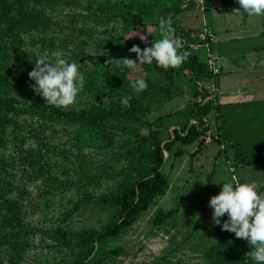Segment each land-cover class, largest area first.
Returning a JSON list of instances; mask_svg holds the SVG:
<instances>
[{
  "label": "rangeland",
  "instance_id": "374dc122",
  "mask_svg": "<svg viewBox=\"0 0 264 264\" xmlns=\"http://www.w3.org/2000/svg\"><path fill=\"white\" fill-rule=\"evenodd\" d=\"M62 1L51 13L55 23L50 28L23 35V45L35 50L38 66L32 75L35 85H25L31 93L28 102L54 104L92 119L58 121L40 135L28 127L32 135L22 148L30 150V159L36 158L33 165L13 158L20 141L13 140L15 130L6 124L1 133L6 146L0 145V161L5 163L0 169V264L79 262L96 233L114 218L116 194L149 169L151 122H162L165 138L175 127L199 124L194 108L202 96L193 98L195 82L179 48L208 60L204 51L194 49L214 45L212 36L201 32L206 13L190 7L170 18L167 8L181 6V0ZM181 27L189 33L182 41ZM171 65L173 96L157 109L153 97L162 99L157 98L160 76ZM202 81L206 89L212 86H205L210 80ZM211 93L204 101L213 98ZM133 107L154 109L143 115L144 121L113 115ZM26 120L33 119L27 114ZM216 122L213 116V131ZM230 142L222 145L207 138L204 147L198 148L197 142L182 145L188 152L174 166L172 157L167 164L168 192L156 196L119 236L103 242V254L120 245L128 249L111 254L104 264L150 262L153 252L163 249L162 254L170 244L172 249L151 264H208L204 251L218 240L211 223L233 205L247 209L264 226V172L237 166ZM249 142L241 144L246 152ZM259 166L264 168V160ZM174 207L180 212L163 226L170 229V241L166 234L151 241L160 231L152 223L157 211ZM198 223L204 225L196 228ZM222 264H264V244L235 242Z\"/></svg>",
  "mask_w": 264,
  "mask_h": 264
},
{
  "label": "trees",
  "instance_id": "16d2710c",
  "mask_svg": "<svg viewBox=\"0 0 264 264\" xmlns=\"http://www.w3.org/2000/svg\"><path fill=\"white\" fill-rule=\"evenodd\" d=\"M185 1L181 0V6L167 8V13L171 14L170 18L189 8L184 6ZM58 2L59 0H12L9 4L3 2L4 5L0 10V145L6 146L5 135L1 133L8 125L15 130L13 140L20 141L16 147L14 146L13 158L26 165L36 164L34 163L36 158L30 159V150L22 148L25 139L32 135V130L28 127L31 126L40 135V131L44 132L51 127V124L58 121L74 123L79 120L89 123L92 119L73 110H62L54 104L28 102L31 93L25 85H35L32 75L38 66L34 60L37 56L35 50L23 45V35L46 27L50 28L55 23L51 13L57 9L55 5ZM188 34L181 27L178 31L179 40H184ZM179 50L183 55L184 66L191 71V79L195 82L194 94L201 95L203 99L195 102L194 108L199 124L186 122V126L175 127L173 133L165 138L161 133L162 122L157 124L151 122L149 139L152 151L149 169L116 194L113 199L117 210L114 218L96 233L88 253L76 264H104L111 254H120L128 250L125 245H120L103 254L102 244L109 237L119 236L124 227L133 225L137 216L150 208L156 196L167 193L171 185V174L167 171L170 158L172 157L171 164L174 166L176 159L188 152V148H183L182 145L189 146L197 142L198 148L204 147L207 144L206 135L213 128V116L217 120L213 139L219 142L226 139L231 141L229 146L236 148L234 156L237 166H254L264 160V100L221 103L215 101L213 95V98L204 101L212 93L200 82L204 78L214 77L217 73L195 52H185L182 47ZM174 81V67L172 65L165 67L160 76L162 85L157 97L162 99L157 100L151 93H147L148 96L153 97L154 102H159L155 108L159 109L171 100ZM153 109L154 107L118 109L113 115L144 121L143 115L151 113ZM27 114L33 119L31 123L26 120ZM105 115L108 116L109 112H103V116ZM21 131L25 133L20 134ZM246 141H251L248 152L241 147ZM166 153H168L167 157ZM4 166L5 163L0 161V169ZM209 175V179L212 178L213 172ZM179 212L178 207L160 208L152 223L157 230H160ZM202 225L204 224L198 223L196 228ZM211 227L216 231L218 240L204 251L208 264H222L228 247L235 242L241 245L264 244V226L260 219L240 205H233L225 210L211 223Z\"/></svg>",
  "mask_w": 264,
  "mask_h": 264
},
{
  "label": "crops",
  "instance_id": "0c3cea01",
  "mask_svg": "<svg viewBox=\"0 0 264 264\" xmlns=\"http://www.w3.org/2000/svg\"><path fill=\"white\" fill-rule=\"evenodd\" d=\"M184 6L199 8L206 13L203 20L205 27L201 32L209 33L214 45H195L194 49L204 51L208 60L199 58L216 69L214 77L202 79V82L210 80L205 86L212 84L217 87L213 92L215 101L231 103L264 100V0H186ZM192 155L191 165L197 153L193 152ZM261 164L245 166V171L253 167L263 173V166H259ZM169 230L168 226L163 227L151 241L160 239L162 234H166L167 238ZM176 231L183 233L181 229ZM172 245L166 246L168 249L162 254L163 249L159 253L153 252L152 261L138 264L158 262L172 249Z\"/></svg>",
  "mask_w": 264,
  "mask_h": 264
},
{
  "label": "built area",
  "instance_id": "2783aa9c",
  "mask_svg": "<svg viewBox=\"0 0 264 264\" xmlns=\"http://www.w3.org/2000/svg\"><path fill=\"white\" fill-rule=\"evenodd\" d=\"M214 67V66H213ZM215 69V68H214ZM216 70V69H215ZM213 87V88H212ZM209 88H212L213 90H209V91H211V92H215L216 90H217V87H215V85H212L211 87H208V89ZM207 89V90H208ZM203 100V99H202ZM213 134H216V132L215 131H213V130H209L208 131V134L206 135V139L207 138H209V140L211 141V140H213ZM206 139H205V142H206Z\"/></svg>",
  "mask_w": 264,
  "mask_h": 264
},
{
  "label": "water",
  "instance_id": "95a60500",
  "mask_svg": "<svg viewBox=\"0 0 264 264\" xmlns=\"http://www.w3.org/2000/svg\"><path fill=\"white\" fill-rule=\"evenodd\" d=\"M168 156V153H166V157Z\"/></svg>",
  "mask_w": 264,
  "mask_h": 264
}]
</instances>
